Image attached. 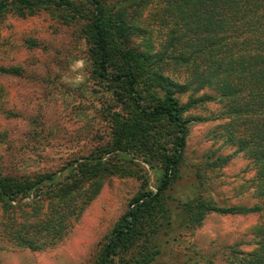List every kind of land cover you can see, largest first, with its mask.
I'll use <instances>...</instances> for the list:
<instances>
[{
	"label": "trees",
	"instance_id": "trees-1",
	"mask_svg": "<svg viewBox=\"0 0 264 264\" xmlns=\"http://www.w3.org/2000/svg\"><path fill=\"white\" fill-rule=\"evenodd\" d=\"M150 3L164 27L155 51L150 42L139 47L134 41L144 30L137 21ZM42 10L84 20L92 72L112 87L121 109L111 113L106 144L71 160L64 171L0 172V209L13 246L39 250L54 244L104 178L121 168L118 162L137 158L154 169L155 185L150 189L146 178L137 176L140 185L105 235L95 264H151L159 252L157 235L172 222L168 191L183 160L187 120L182 112L193 102L182 106L179 95L192 84L193 91L215 87L216 97H204L225 101L228 120L219 125L224 141L234 153L248 155L255 192L264 197V0H0V21L7 14L25 17ZM179 67H190L192 76L177 79L173 73ZM16 73L15 67L0 64V75ZM211 156L206 164L220 167L231 154ZM177 201L187 227L207 212L264 211L262 204L221 206L201 197ZM17 211L23 212L22 220L15 218ZM253 236L250 250L227 247L229 264H264V222Z\"/></svg>",
	"mask_w": 264,
	"mask_h": 264
},
{
	"label": "rangeland",
	"instance_id": "rangeland-1",
	"mask_svg": "<svg viewBox=\"0 0 264 264\" xmlns=\"http://www.w3.org/2000/svg\"><path fill=\"white\" fill-rule=\"evenodd\" d=\"M110 1V0H108ZM150 3L137 21L144 30L134 37L143 47L159 48L164 27ZM84 20L65 11H39L25 17L7 14L0 21V64L17 69L0 75V172L15 176L64 171L71 160L87 155L110 138V116L120 111L112 87L92 72L87 44L82 37ZM143 45V46H142ZM148 46V45H147ZM173 75L189 79L190 67ZM181 95L187 136L179 177L168 193L172 222L157 235L158 254L151 264H229L228 246L253 248V230L264 222V211L246 214L207 212L194 226H184L177 199L201 197L215 205L262 204L255 192L254 168L243 152L224 141L225 101L215 87ZM203 96V97H202ZM202 97L203 99L199 100ZM208 154H231L222 166L206 164ZM107 156L109 154H106ZM121 168L104 178L101 188L68 231L49 247L32 250L13 246L0 209V264H95L105 235L125 210L128 198L140 185L138 175L153 189L156 173L140 159L119 161ZM44 210L42 208L40 213ZM25 213L29 207H25ZM22 211L15 218L22 220Z\"/></svg>",
	"mask_w": 264,
	"mask_h": 264
}]
</instances>
